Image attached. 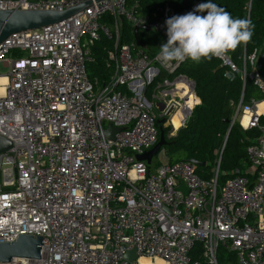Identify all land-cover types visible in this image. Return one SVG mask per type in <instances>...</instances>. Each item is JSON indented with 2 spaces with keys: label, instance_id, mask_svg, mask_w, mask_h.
Returning a JSON list of instances; mask_svg holds the SVG:
<instances>
[{
  "label": "built area",
  "instance_id": "1",
  "mask_svg": "<svg viewBox=\"0 0 264 264\" xmlns=\"http://www.w3.org/2000/svg\"><path fill=\"white\" fill-rule=\"evenodd\" d=\"M88 1L69 19L0 43V64L9 71L0 75V137L12 143L0 155V243L44 239L41 259L4 264H201L192 257L197 245L208 264H220L221 246L237 253L238 264H264V99L241 98L233 124L261 136L247 148L246 173L223 185L221 159L206 181L191 162L151 172L137 158L158 143L159 120L175 129L172 118L181 112V129L201 100L195 81L178 73L189 59L165 65L160 49L151 54L137 45L134 29H148L138 33L147 46V33L167 36V19L200 3L186 13L166 5L150 15L141 0H0V11H65ZM103 41L111 71L104 83L89 70ZM243 47L242 67L230 52L214 58L264 94L257 69L264 52L248 56ZM109 124L120 129L114 140ZM132 250L137 259L128 261Z\"/></svg>",
  "mask_w": 264,
  "mask_h": 264
},
{
  "label": "trees",
  "instance_id": "2",
  "mask_svg": "<svg viewBox=\"0 0 264 264\" xmlns=\"http://www.w3.org/2000/svg\"><path fill=\"white\" fill-rule=\"evenodd\" d=\"M198 1L205 3L207 0H141L143 5V13L153 15L158 9L166 5L175 6V8L186 13L190 9V5ZM226 9L234 18L250 19L253 25V36L247 44L246 54L252 55L255 50L264 52V0H210ZM251 4V8L248 5ZM201 15H206L201 13ZM160 16H156L159 18ZM128 40H133V31L126 28ZM148 35V52L156 53L160 46L167 42L168 37L162 34L147 33ZM110 43L103 41L95 46L93 55L95 63L89 68L91 78L98 76L104 83L110 79L111 71L106 68L107 51L103 48L109 47ZM244 47L239 46L234 52H230L233 60L240 66L243 61ZM221 66V62L214 57L211 60L201 59L200 62H194L189 59L180 69V74L186 75L193 79L196 83V94L201 100L187 124L179 129L176 136H170V129L163 127L166 141L168 142L162 152H165L169 163L179 161L197 160L206 163L205 166L197 167V174L204 180L210 181L215 177V168L221 159L219 175V183L225 182L237 175H244L247 168L250 167L247 148L251 141L261 136L259 129L243 131L236 122L233 124L237 108L244 96V103H249L252 99L261 101L264 94L254 84L248 80L245 84L238 76L234 79L225 78V69L217 71ZM257 69L264 79V62L259 58ZM252 68L248 64V71ZM231 132L229 133L230 128ZM160 136V134H159ZM224 148V149H223ZM223 149V151H222ZM183 152L185 159L174 160L176 153ZM155 157V159H157ZM154 159V160H155ZM149 166V170L154 172L162 163ZM225 246L219 249V262L225 264L222 252L226 251ZM231 255L237 257L234 251H228ZM193 260H199L201 264H208L202 257L201 245H197L192 251ZM231 264H238L237 261Z\"/></svg>",
  "mask_w": 264,
  "mask_h": 264
},
{
  "label": "clouds",
  "instance_id": "3",
  "mask_svg": "<svg viewBox=\"0 0 264 264\" xmlns=\"http://www.w3.org/2000/svg\"><path fill=\"white\" fill-rule=\"evenodd\" d=\"M206 15H197L196 13ZM167 42L160 46L157 59L167 65L169 62H184L191 59L224 60L229 52L247 45L253 36L250 19L234 18L223 7L207 0L194 11L167 19ZM225 78L234 79L230 73Z\"/></svg>",
  "mask_w": 264,
  "mask_h": 264
},
{
  "label": "water",
  "instance_id": "4",
  "mask_svg": "<svg viewBox=\"0 0 264 264\" xmlns=\"http://www.w3.org/2000/svg\"><path fill=\"white\" fill-rule=\"evenodd\" d=\"M97 2L103 0H96ZM92 5L91 1L85 2L79 6L67 9L65 11H47V10H13V11H0V43L7 39L9 36L29 31L40 29L45 26L53 25L69 19L78 13L84 11ZM145 27L137 26L134 29L135 39L137 45L147 49V46L141 41L139 37V31ZM222 70L220 66L217 71ZM162 110V109H161ZM159 132L160 137L158 143L150 151L137 156L138 160L144 161L150 166L155 159L162 152L163 147L168 143L166 141L163 124L164 120H159ZM229 130V133L232 130ZM120 129H114L111 124L108 125L106 135L109 139L114 140L115 132H119ZM12 147V143L0 137V155L9 150ZM192 164L197 167L205 166L206 163L199 162L197 160H190ZM43 237H34L28 235H19L18 239L14 242L0 243V264L10 263L18 259L35 260L41 259ZM137 259L135 250L130 251L126 255V260L134 261Z\"/></svg>",
  "mask_w": 264,
  "mask_h": 264
},
{
  "label": "rangeland",
  "instance_id": "5",
  "mask_svg": "<svg viewBox=\"0 0 264 264\" xmlns=\"http://www.w3.org/2000/svg\"><path fill=\"white\" fill-rule=\"evenodd\" d=\"M89 67H92V65L90 64ZM9 71L7 68H5L3 65L0 64V75H8ZM260 101V100H259ZM158 113V111H157ZM191 116V115H190ZM167 126V125H166ZM167 128V127H165ZM171 128V127H169ZM170 136L174 137L177 135L178 131H175V129L171 128L170 129ZM174 160H179V159H185V154L182 152L176 153L174 155ZM161 163H167L169 160L167 159V156L165 155V152H161L158 156L157 159L154 160V164H157L158 162ZM2 183V178H0V184ZM220 184H222V182L220 181ZM226 249V248H225ZM229 249H226V251L222 252V257H223V261L225 264H231V262L237 261V257L231 255L229 252Z\"/></svg>",
  "mask_w": 264,
  "mask_h": 264
},
{
  "label": "bare ground",
  "instance_id": "6",
  "mask_svg": "<svg viewBox=\"0 0 264 264\" xmlns=\"http://www.w3.org/2000/svg\"><path fill=\"white\" fill-rule=\"evenodd\" d=\"M5 81H6V79H5ZM1 83V82H0ZM3 83H4V81H3ZM2 84V83H1ZM0 92H2V90H0ZM197 102V100H195V98L194 97H191L190 98V106L191 107H193V105L195 104ZM260 109H261V111L264 109V103H262V104H260ZM188 113H191V108L188 110ZM184 114H182L181 112H178V113H176L174 116H173V118H172V120H173V124H174V127H175V130H179V128L182 126V118H184V116H183ZM247 120V119H246ZM246 120H245V122H246ZM140 261H141V263L142 264H153L154 263V261L152 262L150 259H148V258H141L140 259ZM156 264H166L165 262H163V261H160V260H158L157 262H156Z\"/></svg>",
  "mask_w": 264,
  "mask_h": 264
},
{
  "label": "crops",
  "instance_id": "7",
  "mask_svg": "<svg viewBox=\"0 0 264 264\" xmlns=\"http://www.w3.org/2000/svg\"><path fill=\"white\" fill-rule=\"evenodd\" d=\"M3 81L5 82V79L4 78H1L0 79V82L3 83Z\"/></svg>",
  "mask_w": 264,
  "mask_h": 264
}]
</instances>
